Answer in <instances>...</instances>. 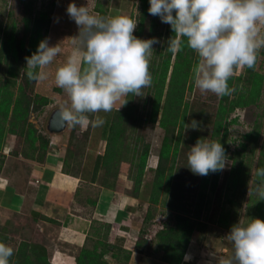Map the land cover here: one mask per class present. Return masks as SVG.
I'll use <instances>...</instances> for the list:
<instances>
[{
	"label": "clouds",
	"instance_id": "clouds-1",
	"mask_svg": "<svg viewBox=\"0 0 264 264\" xmlns=\"http://www.w3.org/2000/svg\"><path fill=\"white\" fill-rule=\"evenodd\" d=\"M150 15L170 24L174 36L167 41L166 52L176 55L187 47L198 56L192 79L201 94L230 96L234 89L228 81L234 71L254 68L258 53L264 48V0H149ZM67 14L78 26L74 37L81 55L69 56L55 71V84L64 90L70 104L58 108L64 126L83 127L89 114L111 112L116 103L129 94L142 96L153 83L150 71L153 45L158 38L141 39L134 35L137 24L127 15L104 17L91 14L86 6L70 3ZM175 13V15H174ZM62 49L42 40L31 56L25 57V75L30 81L48 79L46 69ZM105 123L96 115L94 127ZM195 120L191 128H197ZM225 149L220 142L197 140L187 156V167L197 175L207 176L225 169ZM259 182L248 186V195L264 201V167L254 173ZM233 246L228 258L218 264H264V220L239 221L225 237ZM14 249L0 242V264H10ZM184 259H191L185 254Z\"/></svg>",
	"mask_w": 264,
	"mask_h": 264
},
{
	"label": "rangeland",
	"instance_id": "rangeland-1",
	"mask_svg": "<svg viewBox=\"0 0 264 264\" xmlns=\"http://www.w3.org/2000/svg\"><path fill=\"white\" fill-rule=\"evenodd\" d=\"M70 3H75L78 7L86 6L90 13L94 15H99L97 9H99V3H101L100 9L106 12L108 17L127 15L134 21V23L137 25L139 23L141 0H0V25L1 23L3 25L2 27L0 26V29L4 30L7 24H17L18 33L15 34V39L17 44L24 43L26 47L29 45L28 38L30 37V34L29 36H26V31L28 30L26 21L32 17L33 13L40 14L43 11L53 13L51 26L49 28L48 43L50 46L59 44L62 51L56 57L54 62L46 69L49 74L48 79L41 82H33L30 81L26 75L24 77L26 72V63L24 64V62L18 63V71L21 70L20 64H23V67L22 71L19 72L20 76L16 82L13 81L14 78L3 69L4 66L0 69V81H9V83L13 85L10 89L15 91L16 97L23 94L25 98H28V103L32 102V111L29 117V122L34 125L36 133L42 131L41 133L43 134L47 133L56 135L50 133L48 130L49 119L53 111L57 110L62 104H70L67 94L63 89L57 87L55 84L56 69L62 66L69 56L79 57L81 54L78 43L73 42L74 37H76L79 33L78 26L74 20L69 18L66 11ZM151 24L152 15L149 16L145 23V39H148ZM156 24V32L152 38H158L160 43L153 45L154 51L151 57V63L154 59L159 60V58H156L154 54L158 49L162 50V43L165 40V37H160L159 34L164 33L169 25L167 23H163L161 19H157ZM261 32L264 33V26L261 27ZM246 70L247 67L237 69L234 71V75L232 77L235 79L241 74L243 76V81H245L247 79ZM255 71L264 76V48H261L258 53ZM27 80L29 81L28 83ZM236 81L237 79L234 80V83H236ZM14 82L16 83V86H14ZM155 94L156 91L154 83H152L151 87L143 89L142 96H133L130 98L129 96L123 97L124 106L122 104V108L124 107V113L121 116L122 121L120 122L123 129L121 141L123 140V143L128 146L129 149L125 151L127 154L124 156V159H128L130 161L136 154L134 151L135 148L138 146L142 148L144 144L143 142H145V144L151 146V157L148 162V168L157 167L160 149L165 135V131L159 125L160 117L156 123L150 121V114L153 112V109H155ZM221 98V96H217L211 92L201 94L195 87L193 80L190 81L184 100L185 104H189L187 118L184 128L182 130L178 129L180 133L182 131V137L178 152V163H176L174 167L173 184L178 183V180L176 179L178 175L187 176L189 178L197 175H194L190 168L187 167V156L190 148L196 144L197 140L202 139V137L199 138L196 134L194 135V133H201V135L204 136L203 133H206L207 130L211 129L209 123H212L215 120ZM40 99L42 102L46 99V103L42 106L38 104ZM113 118L114 117L112 116L111 122L113 121ZM233 119H237V121L232 123ZM193 120H195L198 125L195 129L191 128ZM226 127L228 128V135L225 139L229 148V152L226 155L228 163L225 169L220 172V176L216 180L217 185L212 195L210 209L204 210L200 220L196 223L197 225L200 224V227L205 225L206 229L202 233L195 232L193 235V239L189 247L190 253L193 252L192 256H194V259H191L193 264H218L219 257L228 258L231 256L233 246L231 242L225 238L231 229L225 227L224 223L221 222L222 219L228 221L231 226L238 223L240 220L247 223L251 218L262 219L258 214L259 209L254 207L257 204H259V206L260 204H263L264 206V201H259L255 195L249 196L248 186L250 185L254 187L257 184V177L254 173L258 169L261 162V151L264 148V82L262 95L258 99L257 103L247 108H238L226 121L225 128ZM256 127H261L262 130V135L256 144H252L248 140L245 141L244 136L247 133L253 132ZM77 128H73L74 135L72 137L73 140H78L74 143L76 149L80 148V146L85 142L82 141L84 136L80 137V135L77 134ZM70 129H72L71 126H69V130ZM110 130L111 126L109 127L108 132H110ZM176 135H178V132ZM6 136L7 137L3 140L2 150H0V158H2V160L4 158V163L7 161L11 162V166H14V168L17 169L15 171L17 174L16 178L13 177L14 181L21 177V175L24 177L26 173L24 172L26 171L25 166H20L22 161L35 159L36 157L42 159L43 154L40 149L44 148L45 145L40 140L30 142V137H28L29 135L27 133L22 135H13V137L12 134L9 133L7 125ZM9 138L11 139L10 141L8 140ZM142 140L144 141L142 142ZM206 140L209 141L210 139L207 138ZM8 145H10L9 148L5 149ZM243 148L245 149V162L248 164L244 165L240 177L238 178V185L243 188V194H233V191L227 189V184L231 183L233 180V177L230 178L234 163L233 156L239 150L242 151ZM5 152H9L8 155H6ZM17 158H19V160H17ZM169 164L172 165V162ZM124 169L126 170L127 175L131 174L132 176L131 172H133L136 167H132L131 164L125 163ZM197 177L198 178L195 179L196 182L200 181L203 176L198 175ZM215 179L216 178L213 173L211 183L214 182ZM145 180H148L151 185L154 180V175L149 171L146 174ZM151 191L152 188L148 187L146 193L143 192V195H145V199L143 198L144 203H148L147 200L151 199ZM193 196L195 197L196 195ZM165 198L168 200V196H164L163 192L159 204L156 207H153V214L155 216L154 221L168 220L169 224L174 226L176 224L175 217L177 212L169 208L168 203L164 200ZM232 199L233 203H230ZM255 200L257 201V204H255ZM260 212L263 214L264 209ZM28 220L30 221L31 218L29 217L27 219V217H25L23 222L27 223ZM3 229L0 223V242H4L8 246H11L14 249V254H16L19 247L24 242L19 241V234L16 229L11 234V239L14 238L12 240L16 242H8V237L3 235L7 232L8 227H4ZM27 243L34 244L30 241ZM157 246L158 245L154 239L151 246H148V251L146 252L148 254L155 253L154 248ZM157 255L160 257V252ZM15 259L12 261V264H14ZM159 259H161V257Z\"/></svg>",
	"mask_w": 264,
	"mask_h": 264
},
{
	"label": "trees",
	"instance_id": "trees-1",
	"mask_svg": "<svg viewBox=\"0 0 264 264\" xmlns=\"http://www.w3.org/2000/svg\"><path fill=\"white\" fill-rule=\"evenodd\" d=\"M99 4V9H97L99 15L108 17V14L100 9L101 3ZM149 7V0H141L139 23L134 32V35L141 39H145V23L150 16L148 12ZM52 14L53 13L48 11H43L40 14L33 13L32 17L26 21V26L28 28L26 36L30 34L28 38V47H26L24 43L17 44L15 39V34L18 33L17 24H7L4 30L0 29V39H2L0 40V69L4 66L5 68L3 67V69L14 78L13 81L16 82L20 76L19 72L22 71L23 64H20L21 70L18 71V63L24 62L25 64V57L31 56L32 53L37 50L39 43L46 38L48 39ZM157 19L161 18L152 15V24L148 39H151L156 32ZM0 26H3L2 23ZM174 35L170 24L167 26L164 33L159 34L160 37H165V40L162 43V50L158 49L154 54L159 60L154 59L150 64V71L156 91L154 100L155 109H153V112L150 114V121L156 123L160 117L159 125L165 131L158 165L156 168H148V162L151 157V146L145 144V142H143L144 140H142L144 143L143 147L141 148L138 146L135 148L134 151L136 154L130 161L124 159V156L127 154L125 151L129 149L128 146L123 143V140L121 141L123 129L120 122L122 121L121 116L124 113L123 107L121 110L115 112L108 137L106 153L102 158V164L105 169L103 184L110 186L111 179H116L123 164L129 163L132 167L135 166L136 169L131 172L132 176L131 174L129 175L134 181L132 192L139 196L141 194V197L144 198L145 195H143V192L146 193L148 187L152 188L151 199L147 200L148 203L145 202V205L148 207L145 215V225L136 243V251L147 253L148 246H151L155 239L158 246L154 248L155 253H149L150 255L157 256L160 252L162 261L168 264H193L186 261L184 257L185 254L189 252L188 250L194 233H202L206 229L205 225L200 227V224L197 225L196 223L200 220L204 210L210 209L212 195L217 185L216 180L220 176L221 171L214 173L216 179L212 183L211 177L213 173L210 172L207 176H203L198 182L195 181L198 175L194 174L195 176H191L190 178L178 175L176 177L178 183L173 184L174 167L176 163H178V152L182 137V131L180 133L178 129L182 130L184 128L189 108V104H185L184 102L185 93L190 81L193 80L192 68L198 62L197 54L187 47L186 40L183 49L178 51L176 55L165 51L167 48V41ZM246 77L247 79L243 81V76L240 74L235 78L237 79L236 83H234L235 79L233 77L229 79V87L233 88L234 91L230 96H222L215 120L209 123L211 129L203 133L204 136L201 135V133H194V135L196 134L199 138H209V141L220 142L225 149L226 155L229 152L225 140L228 135V128H225L226 121L238 108H247L256 104L262 95L264 76L255 71V66L254 68H247ZM15 82L14 86H16ZM28 82L27 80V83ZM12 86L13 85L9 83V81H0V150H2L4 138L7 137V125L9 133L12 135L27 133L29 135L28 137H30V142L40 140L44 143V148L40 149L43 154L42 159L38 157L34 159L43 164L50 146V135L47 133L43 134L41 133L42 131L36 133L34 125L29 122L32 102L28 103V98H25L23 94L16 97L15 91L10 89ZM128 96L129 98L133 97L131 94ZM46 99L44 102L40 99L38 104H40V106L44 105ZM236 121L237 119H233L232 123ZM261 131V127H256L253 132L247 133L244 136L245 141L248 140L250 143L256 144L262 135ZM177 132L178 135H176ZM244 148L242 151L239 150L236 152L233 156L234 163L230 176V178L233 177V180L231 183L227 184V189L233 191V194H243V188L238 185V178L240 177L244 165H248L245 162ZM68 161L69 159L64 166V171L67 173L69 166ZM171 162L172 165L169 164ZM3 166L4 158L3 160L0 158V175ZM262 167H264V148L261 151V162L258 169ZM149 171L154 175V180L151 185L148 180H145L146 174ZM256 182H259L258 177L256 178ZM163 192L164 196H168V200L166 198L164 200L168 203L169 208L177 212L175 217L176 224L174 226H171L168 220L154 221L155 216L153 214V207L159 204ZM193 195L196 196L194 197ZM256 202L255 200V204H257ZM230 203H233V199ZM254 208L259 209L258 214L262 218L261 220H264V213L262 214V212H260L264 209L263 204H260V206L257 204ZM221 222L229 229L233 226L225 219H222ZM96 249L97 248L93 250L88 248L83 249L77 259V264H110L104 258V251H101L99 254ZM120 251L122 250H119V252ZM122 252L123 264H128L132 253L128 251ZM14 259V264H52L49 260L47 249L44 246L27 242L22 243L17 253L10 258V264L13 263L12 261Z\"/></svg>",
	"mask_w": 264,
	"mask_h": 264
},
{
	"label": "crops",
	"instance_id": "crops-1",
	"mask_svg": "<svg viewBox=\"0 0 264 264\" xmlns=\"http://www.w3.org/2000/svg\"><path fill=\"white\" fill-rule=\"evenodd\" d=\"M122 104L123 97L111 112L89 114L85 126L70 130L67 126L64 133L49 134L50 146L43 164L34 159L20 164L26 168L24 177L13 181L17 169L11 162L4 163L0 175V223L2 229L8 227L3 234L8 242H16L11 239L16 229L19 241L44 246L52 264H77L86 248H97L99 254L104 251L110 264H123L122 251L132 253L128 264H168L158 255L135 249L148 207L141 194L132 192L134 181L126 174L124 164L110 186L103 184L102 158L108 130ZM96 115L104 118L103 126L92 125ZM73 128L80 137L84 136L85 142L78 149L74 145L78 140L72 138ZM68 159L67 173L64 166ZM25 217L31 220L25 223ZM192 253L189 250L194 259ZM191 259L187 261L192 263Z\"/></svg>",
	"mask_w": 264,
	"mask_h": 264
},
{
	"label": "water",
	"instance_id": "water-1",
	"mask_svg": "<svg viewBox=\"0 0 264 264\" xmlns=\"http://www.w3.org/2000/svg\"><path fill=\"white\" fill-rule=\"evenodd\" d=\"M57 112L58 109L53 111L49 119L48 130L52 134H60L64 132L67 128V126H64L63 122L59 119Z\"/></svg>",
	"mask_w": 264,
	"mask_h": 264
}]
</instances>
